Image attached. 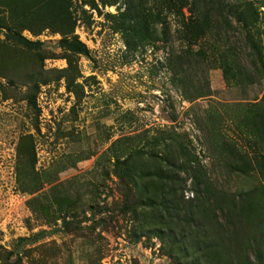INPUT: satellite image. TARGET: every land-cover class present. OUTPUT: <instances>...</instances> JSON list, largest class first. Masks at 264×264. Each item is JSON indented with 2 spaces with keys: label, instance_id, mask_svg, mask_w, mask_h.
<instances>
[{
  "label": "rangeland",
  "instance_id": "374dc122",
  "mask_svg": "<svg viewBox=\"0 0 264 264\" xmlns=\"http://www.w3.org/2000/svg\"><path fill=\"white\" fill-rule=\"evenodd\" d=\"M36 1L0 0V264H264V0H214L185 58L176 15L168 40L157 24V39L127 49L115 30L124 0H70L68 36L15 14ZM21 25L37 50L4 38ZM70 36L84 55L69 53ZM219 56L228 77L242 69L250 81L225 80ZM115 155L134 174L187 163L193 177L178 175L183 200L198 205L190 224L153 235L149 218L123 213ZM55 190L76 208H43Z\"/></svg>",
  "mask_w": 264,
  "mask_h": 264
},
{
  "label": "trees",
  "instance_id": "16d2710c",
  "mask_svg": "<svg viewBox=\"0 0 264 264\" xmlns=\"http://www.w3.org/2000/svg\"><path fill=\"white\" fill-rule=\"evenodd\" d=\"M116 0H111L104 2L101 0V4H113ZM146 0L142 3L140 0H124L122 8H118L119 12L117 13V18L119 20L115 30H119L123 41L128 48L133 46L136 42L143 43L148 40L157 39L155 35V25L159 24L162 28L160 30L161 35L163 36L162 41H166L169 38L167 31V21L166 17L168 14L176 15L179 17L178 22V38L183 42V51L181 57L185 58L193 55L192 46L198 39H203L206 35L207 30L210 29L211 25L208 23V20L204 18L208 15L209 10L215 8V5L218 7L221 5L220 2L215 3L214 0H151L147 5L145 4ZM148 2V1H147ZM94 6L93 4H91ZM214 6V7H213ZM95 7V6H94ZM203 8L199 10V8ZM28 8V9H26ZM24 11H15V14L21 16V18L29 19V22L32 25L39 26V30L44 28H49L51 31L59 32L62 35H70L74 25V18L71 15L69 10L70 0H37L35 5L31 7L28 6ZM229 12L234 20L237 23L241 22V26H244V20L241 18V12L236 10L235 7H228ZM186 13V14H185ZM24 26H18V29H8L3 34L4 38L15 45H18L28 51H34L38 49V42L31 41L26 39L20 34L21 29ZM245 41L251 49L254 47V43L249 33L245 35ZM67 50L71 54L84 55L86 53L85 46L79 42L74 36H70V39L67 44ZM196 52V51H194ZM201 56L200 51L197 54ZM249 56V55H247ZM178 57V56H177ZM178 59V58H177ZM218 60L219 67L223 78L225 80L231 79H242L248 77L250 81V74H245V71L242 69H237L235 72L231 73V76L228 77V69L230 68V61L226 57L219 56ZM250 60V59H249ZM254 62L250 60V64ZM44 83V80H40ZM33 102V97L31 98ZM119 155L114 156V160L111 164L112 173L117 177L118 182L121 187L122 200V210L123 213H130L134 218L137 217L138 213L145 220L149 218L148 225L150 226L146 232L153 235H159L162 228L159 226L166 225L169 233L170 228L168 224L175 223L181 227V222L185 225L190 224L192 216L195 215V209L198 208L197 204H190L189 202L183 200L181 193V185L184 183V179L178 175V173H187L189 172L190 167L187 166V163H176L166 161L164 164L169 169L168 171L151 172L153 174L141 173L138 172L134 174L130 171L128 167V160L124 157L122 160H119ZM18 172V168L16 169ZM186 177L192 178V174ZM150 179L147 182H160L163 181L164 185L159 186L158 188L150 187L143 179ZM137 179V180H136ZM38 188H34L32 191H36ZM134 190V194L133 191ZM180 191V193H179ZM49 198L45 199L46 205L42 204L43 208L51 207L57 203L58 211H69L70 209L76 208V201L72 205H66L63 203L61 206V197L57 190L54 191ZM75 215L72 211L70 216ZM148 215V216H147ZM70 219V218H69ZM167 220V222L165 221ZM71 219L65 220L61 218L60 227L63 231L69 232L72 235L78 234L79 228H74L71 226ZM139 235L142 234L139 231ZM260 257V253L257 254V259Z\"/></svg>",
  "mask_w": 264,
  "mask_h": 264
}]
</instances>
